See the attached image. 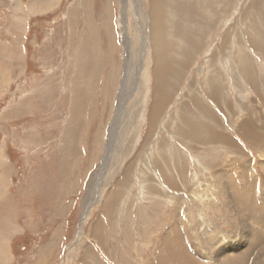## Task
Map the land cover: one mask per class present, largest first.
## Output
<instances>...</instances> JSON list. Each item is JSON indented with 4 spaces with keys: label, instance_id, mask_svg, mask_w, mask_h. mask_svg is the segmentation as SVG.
Returning <instances> with one entry per match:
<instances>
[{
    "label": "rangeland",
    "instance_id": "1",
    "mask_svg": "<svg viewBox=\"0 0 264 264\" xmlns=\"http://www.w3.org/2000/svg\"><path fill=\"white\" fill-rule=\"evenodd\" d=\"M29 1L0 0V264H229V247L252 264L263 240L215 180L264 190V0H196L187 54L166 21L172 101L154 124L148 0H91L90 17L61 0L16 25ZM183 107L206 129L184 131ZM166 148L183 162L169 174Z\"/></svg>",
    "mask_w": 264,
    "mask_h": 264
},
{
    "label": "bare ground",
    "instance_id": "2",
    "mask_svg": "<svg viewBox=\"0 0 264 264\" xmlns=\"http://www.w3.org/2000/svg\"><path fill=\"white\" fill-rule=\"evenodd\" d=\"M148 1L149 3H146L145 1H144L145 3L141 1L140 2L144 6V8H146L149 31H150L149 39H151L152 54L154 56L153 62H154V72L156 76V89H155L156 93H155L154 103L151 109V120L152 122L154 121L153 122L154 124L156 123L158 116L162 112H164L165 107L171 101V97H172L169 87L171 86V83L168 81V77L169 74L173 73L174 70V66H173L174 58L172 57L173 55H171V52L176 49L174 48L176 46V42L168 40L166 36L168 32L166 21H169L170 19L172 23L170 22L168 23L171 24V27L173 29L171 30L174 31L173 34L176 35L177 37H180L182 39L181 41L183 40L186 41L184 42L185 54H187L186 52H189L187 51V49L190 48V46L196 47L199 45L193 38V35L191 36L190 33L185 32L184 29L182 30L183 24L180 23L181 21L186 22L187 20L189 21L194 20L193 17L195 16V14H197L196 11L197 6L195 7L196 0H148ZM60 2L61 0H45V1L30 0L28 6L24 5L22 2H17V4L14 6V9L15 11H22L23 14L15 15V24L16 25H18L19 23L26 24L28 19L30 18V15H38V14L42 15L48 11L54 10L59 6ZM82 3L83 6L86 8V12L89 13V14L87 13L88 16L90 17L91 0H82ZM89 19L92 20L93 18L92 19L89 18ZM218 74H220V72H218ZM209 86L211 91L216 92L213 94L212 92H210V96L216 95L217 98L220 94H222L221 89L219 88V82H217L216 80H213L212 83H209ZM194 96H193L194 98L193 101H195L196 103L194 107L195 110L198 111L201 108V110H205V113H207V109L201 106L200 102L197 100L200 97L199 96L194 97ZM218 103L219 105L221 104V102L219 101ZM187 106L190 105L187 104ZM184 107H186V105ZM184 107L182 108V114L180 115V119H179V124L183 126V130L185 129V127H190L191 120L193 118L195 119L196 117L193 112L190 114L189 113L190 110ZM195 120H196L195 124L197 126V129L198 128L206 129L205 123L200 118L196 117ZM217 134L219 137L221 136L219 135V133ZM205 135L206 134H203L202 136ZM244 139L247 142L250 141L247 136H244ZM186 141L188 142L189 140ZM164 143L165 141L163 142V146L165 145ZM251 144L254 145V143ZM0 154H1V158H0V165H1L2 162L6 161L7 156L4 155L5 154L4 152ZM177 155H178L177 152L174 154V151L170 150L169 148H166L165 151L163 150L161 152L162 160H164L167 163L165 164V166L161 167L164 172L168 174L170 173L169 164L172 166L175 164V167H177V163H181L182 165L183 162L180 161L178 162L176 160ZM172 156L173 158L170 159ZM166 167L168 168L166 169ZM228 174L229 173H222V176L227 177V179L225 180L227 181V185L225 184V188L228 187L230 189L229 191H227L228 194L226 195V189H224L218 183V181L215 180L218 188L217 190L223 193L221 196H226L225 197L226 200L229 203H231L233 207H234V203H239V206L238 207L236 206L237 207L236 212L239 215L237 217L239 221V225L241 226V228H243L244 233L246 232V234L243 237L248 238L250 236L254 241L257 242H259L258 240H260L261 238L263 241L260 244L264 245V239H263L264 233L258 231L259 227H257L256 225L257 223H260L262 227L261 231L264 232V190L261 188L260 184L257 181H253L250 179L248 172L240 175L241 177H236L233 175L232 177H229ZM241 179L244 180L243 181L244 183L241 182ZM251 222H253V224H251ZM180 227L181 225H179L178 222L177 224H173L172 227V229L175 230V232L173 230L172 231L174 232V236L177 239L182 237V234H180ZM240 232L243 233L242 230H240ZM209 234L211 236L210 239H214L216 237L215 233H213L212 230L210 231ZM8 239L10 240V238H7L6 240ZM233 251L235 252V254L233 253ZM222 254L226 255V259L229 264H243L244 263L243 260L245 259V257H247L244 254V252H239L238 249L235 250L232 247L225 249ZM186 255L188 256V258H184V259H189V255L188 254ZM260 256H264V248L258 252V255L255 257L254 261H251L252 264H264V257H260Z\"/></svg>",
    "mask_w": 264,
    "mask_h": 264
},
{
    "label": "water",
    "instance_id": "3",
    "mask_svg": "<svg viewBox=\"0 0 264 264\" xmlns=\"http://www.w3.org/2000/svg\"><path fill=\"white\" fill-rule=\"evenodd\" d=\"M83 221H84V218L81 220V222H80L79 225H81ZM80 231H81V229H80V226H79V232H80Z\"/></svg>",
    "mask_w": 264,
    "mask_h": 264
},
{
    "label": "crops",
    "instance_id": "4",
    "mask_svg": "<svg viewBox=\"0 0 264 264\" xmlns=\"http://www.w3.org/2000/svg\"><path fill=\"white\" fill-rule=\"evenodd\" d=\"M171 101H172V100H171ZM171 101H170V102H171ZM170 102L168 103V105L170 104ZM168 105H167L166 107H168ZM166 107H165V109H164V110H166ZM179 107H180V106H179Z\"/></svg>",
    "mask_w": 264,
    "mask_h": 264
}]
</instances>
